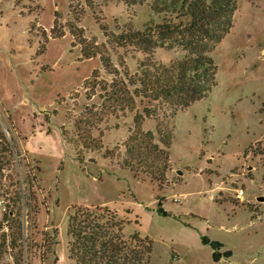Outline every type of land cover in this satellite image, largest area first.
I'll list each match as a JSON object with an SVG mask.
<instances>
[{
    "label": "rangeland",
    "instance_id": "1",
    "mask_svg": "<svg viewBox=\"0 0 264 264\" xmlns=\"http://www.w3.org/2000/svg\"><path fill=\"white\" fill-rule=\"evenodd\" d=\"M236 1L234 27L212 52L217 86L176 114L159 182L130 170H143L125 147L136 111L113 109L101 89L113 76L82 57L70 26L134 73L144 55L123 31L160 19L130 0H0V264H75V206L117 212L126 239L138 231L153 242L151 264H264V0ZM79 128L91 150L74 146Z\"/></svg>",
    "mask_w": 264,
    "mask_h": 264
},
{
    "label": "trees",
    "instance_id": "2",
    "mask_svg": "<svg viewBox=\"0 0 264 264\" xmlns=\"http://www.w3.org/2000/svg\"><path fill=\"white\" fill-rule=\"evenodd\" d=\"M129 5H145L150 8L160 23L145 25L143 29L128 27L121 39L144 55L137 71L129 72L122 65L120 72L112 60L106 57L96 42L89 41L82 29L70 26L74 43L81 48L84 59L99 58L103 68L113 76L108 88H99L110 93L109 102L119 111H136L133 130L125 145L129 157L143 168H133L137 176L148 175L154 180H166L170 168V148L174 140L173 126L176 114L209 96L218 83V69L212 56L213 48L234 27L233 17L237 11L236 0H130ZM52 29L53 36L57 34ZM181 47L187 55L173 59L164 65L153 60V49L164 44ZM209 48V49H207ZM98 70L84 83L88 90L96 87ZM143 105L142 112L137 104ZM156 104L154 106H151ZM152 120L156 132L144 131L143 125ZM76 147L92 149L89 134L79 128ZM89 133V132H88ZM65 137V133H63ZM156 136L159 143H156ZM93 149H100L96 144ZM76 150V148H75ZM76 152V151H75ZM76 160L82 164L79 152ZM67 234L69 258L75 264H151L153 242L138 231L126 239L123 235L127 221L117 212L107 208L72 207ZM101 211L104 214L97 215Z\"/></svg>",
    "mask_w": 264,
    "mask_h": 264
},
{
    "label": "clouds",
    "instance_id": "3",
    "mask_svg": "<svg viewBox=\"0 0 264 264\" xmlns=\"http://www.w3.org/2000/svg\"><path fill=\"white\" fill-rule=\"evenodd\" d=\"M187 53L177 46L170 51H164L163 49H153V60L164 65L169 64L173 59H183Z\"/></svg>",
    "mask_w": 264,
    "mask_h": 264
},
{
    "label": "built area",
    "instance_id": "4",
    "mask_svg": "<svg viewBox=\"0 0 264 264\" xmlns=\"http://www.w3.org/2000/svg\"><path fill=\"white\" fill-rule=\"evenodd\" d=\"M243 196H244V190L243 189L237 190V194H236L237 199L243 200L244 198ZM0 203L2 204V202Z\"/></svg>",
    "mask_w": 264,
    "mask_h": 264
}]
</instances>
